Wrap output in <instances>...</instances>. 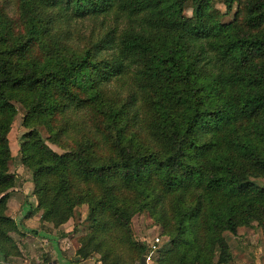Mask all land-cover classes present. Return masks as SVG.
I'll return each instance as SVG.
<instances>
[{"label":"trees","instance_id":"16d2710c","mask_svg":"<svg viewBox=\"0 0 264 264\" xmlns=\"http://www.w3.org/2000/svg\"><path fill=\"white\" fill-rule=\"evenodd\" d=\"M13 102L41 221L88 206L81 259L147 254L140 212L167 236L154 264L228 261L224 231H264V0H0V264L20 255Z\"/></svg>","mask_w":264,"mask_h":264},{"label":"rangeland","instance_id":"374dc122","mask_svg":"<svg viewBox=\"0 0 264 264\" xmlns=\"http://www.w3.org/2000/svg\"><path fill=\"white\" fill-rule=\"evenodd\" d=\"M217 6L224 11V6L221 4H217ZM9 11L13 12V6H10ZM233 9L232 13L234 12ZM190 14V11H186ZM232 13L225 15V19L229 20L232 17ZM88 24V21H78V27L82 29L83 25ZM77 25V23H76ZM87 30V29H86ZM80 41V40H78ZM112 88H115V85H111ZM16 107V115L13 117L10 130L7 134L8 137V145L12 154V159L8 162V170L16 174V185L9 189V197L7 200L5 214L8 215V202L11 207L18 208V206L22 205H31L34 201H29L28 197L31 196V172L24 165H22L20 161L19 147L21 142L22 134L28 131V127L23 124V118L25 115L24 108L13 102ZM34 126V124L32 125ZM39 129V133L46 138L48 136L46 130L42 126H37ZM49 146L57 152H62L58 146L51 144L48 141ZM258 184H264V177L256 179ZM26 189V193L25 192ZM34 200L37 202L36 197L34 196ZM42 214V211H41ZM88 215V206L87 204L77 205L73 209V214L69 218L67 222L64 223L65 228H70L69 234L73 239V242L79 246L80 238L85 236L88 231H90L91 226L87 219ZM14 220V219H13ZM15 221V220H14ZM41 221V219H40ZM16 223V222H15ZM41 228L45 229L47 224L45 222H40ZM17 224V223H16ZM49 224H51L49 222ZM34 227V226H31ZM19 230V229H18ZM24 232V231H23ZM131 238L132 242L135 244H145L146 242L152 240L155 236H162L163 238V246L166 245L167 236L162 235V227L160 224L156 223L154 219L147 212L136 213L131 218ZM32 233L34 230H29L22 234V237H25L26 240L32 238ZM19 234L17 231L12 232L11 236L15 238ZM228 244V250L230 253V259L228 261H220L218 254H215L214 261L216 264H264V231L261 226L257 224V222L253 221L251 225L248 226H239L237 228V235H233L228 231H224L222 233ZM161 238V240H162ZM76 247V249H77ZM123 262L124 264H139V259L135 252H127V250L122 248ZM94 256H98V254H94ZM146 257V252L145 255ZM154 259V254L152 255V260ZM154 264V262L152 263Z\"/></svg>","mask_w":264,"mask_h":264},{"label":"crops","instance_id":"0c3cea01","mask_svg":"<svg viewBox=\"0 0 264 264\" xmlns=\"http://www.w3.org/2000/svg\"><path fill=\"white\" fill-rule=\"evenodd\" d=\"M28 200L34 201L33 204L18 208L11 207L8 202V215L15 220L19 229V234L14 239L19 246L20 255L8 258L6 264H52L53 261L60 264H98L97 256L81 259L76 255L77 244L69 234L70 228L66 229L64 224L54 227L45 222L47 226L42 229L41 210L35 209L37 202L33 195L28 197ZM32 229L33 239L26 240L22 237L24 232ZM0 261H4L1 255Z\"/></svg>","mask_w":264,"mask_h":264},{"label":"built area","instance_id":"2783aa9c","mask_svg":"<svg viewBox=\"0 0 264 264\" xmlns=\"http://www.w3.org/2000/svg\"><path fill=\"white\" fill-rule=\"evenodd\" d=\"M161 238L160 236H155L152 240L147 242L148 245V252L146 254V260L148 264H152L153 260H152V255L154 254V252L156 251V249L159 247V245L161 244ZM98 264H102L100 260L97 261ZM52 264H60L56 261H53Z\"/></svg>","mask_w":264,"mask_h":264},{"label":"water","instance_id":"95a60500","mask_svg":"<svg viewBox=\"0 0 264 264\" xmlns=\"http://www.w3.org/2000/svg\"><path fill=\"white\" fill-rule=\"evenodd\" d=\"M139 264H148L147 263V260H146V257L142 256L139 260Z\"/></svg>","mask_w":264,"mask_h":264}]
</instances>
